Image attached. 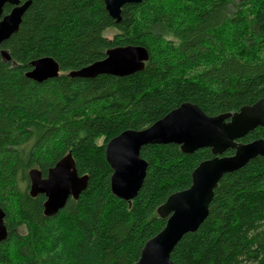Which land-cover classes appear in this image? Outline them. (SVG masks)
Segmentation results:
<instances>
[{
    "label": "trees",
    "instance_id": "trees-1",
    "mask_svg": "<svg viewBox=\"0 0 264 264\" xmlns=\"http://www.w3.org/2000/svg\"><path fill=\"white\" fill-rule=\"evenodd\" d=\"M29 1L17 31L0 45L9 56L0 53V207L7 229L0 264H134L165 225L158 207L188 188L193 169L213 155L209 148L183 153L177 144L143 145L146 174L126 201L111 193L105 144L182 102L217 115L263 98L264 0H140L124 4L119 21L103 0ZM126 45L147 49L142 70L67 75ZM46 56L59 74L41 82L26 77L30 62ZM262 137L258 126L238 141ZM68 152L87 185L45 216V196L29 194L28 170L45 176ZM170 259L264 264L263 157L222 175L205 220L182 236Z\"/></svg>",
    "mask_w": 264,
    "mask_h": 264
},
{
    "label": "water",
    "instance_id": "water-1",
    "mask_svg": "<svg viewBox=\"0 0 264 264\" xmlns=\"http://www.w3.org/2000/svg\"><path fill=\"white\" fill-rule=\"evenodd\" d=\"M140 0H103L108 14L120 20L121 8ZM13 5L0 20V45L15 33L30 1L0 0ZM6 59L8 53L0 49ZM149 54L145 47L136 45L116 46L105 52V57L67 73L70 77L93 78L100 74L127 76L144 68ZM25 76L41 82L59 74V65L51 57H40L30 62ZM264 128V97L252 104L241 106L234 112L207 115L197 104L182 102L151 125L127 129L105 144V159L112 171L110 190L116 197L130 201L140 189L146 174L147 162L140 157L146 144H177L183 153L209 148L213 157L201 161L191 173L188 188L170 194L157 212L166 218L164 227L148 239L141 248L134 264H174L170 253L174 246L189 232H194L205 220L213 190L223 174L244 166L257 156L264 158V137L247 143L238 141L256 127ZM232 149L233 154L222 155ZM29 194H43V213L51 216L61 209L68 198L77 199L87 185V175H78L70 152L48 168L42 176L36 168L28 170ZM5 213L0 207V240L7 236Z\"/></svg>",
    "mask_w": 264,
    "mask_h": 264
},
{
    "label": "flooded vegetation",
    "instance_id": "flooded-vegetation-1",
    "mask_svg": "<svg viewBox=\"0 0 264 264\" xmlns=\"http://www.w3.org/2000/svg\"><path fill=\"white\" fill-rule=\"evenodd\" d=\"M5 4H9V5L11 6L10 10H11L12 7H13V5H11V4L8 3V2L4 3L3 6H2V10H1V12H0V20L2 19L3 16H5L6 14H8V13L10 12V11H8V12H4V11H3V8H4Z\"/></svg>",
    "mask_w": 264,
    "mask_h": 264
},
{
    "label": "rangeland",
    "instance_id": "rangeland-1",
    "mask_svg": "<svg viewBox=\"0 0 264 264\" xmlns=\"http://www.w3.org/2000/svg\"><path fill=\"white\" fill-rule=\"evenodd\" d=\"M113 33H114L113 29H108V30H106L105 35L108 37H111L113 35Z\"/></svg>",
    "mask_w": 264,
    "mask_h": 264
}]
</instances>
